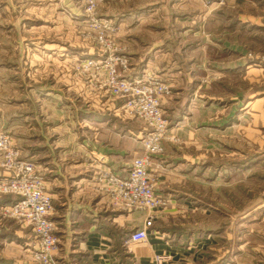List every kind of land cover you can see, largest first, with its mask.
<instances>
[{"label": "crops", "instance_id": "0c3cea01", "mask_svg": "<svg viewBox=\"0 0 264 264\" xmlns=\"http://www.w3.org/2000/svg\"><path fill=\"white\" fill-rule=\"evenodd\" d=\"M217 8L222 12L217 25V96L201 91L203 81L196 77L192 67L200 68L199 63L174 61L179 62L186 54L188 62H192L194 55L187 50L183 52L182 46L178 58L179 50L167 43L165 35L134 34L122 40L130 47L131 76L141 75L146 69L154 70L172 87V95L162 102L164 111L169 110L175 114V120L178 119L171 132L195 134L197 130L180 122L176 114L184 116L185 112L189 113L188 109L199 108L201 105L196 103L199 99L206 102L210 99L243 100L244 106L264 100V63L261 61L264 54V0H217ZM184 36L181 31L180 42ZM15 65L6 64L8 76H14ZM77 83L78 80L71 81L69 90ZM19 85L17 88L28 94L24 102L36 105L33 111L28 110L27 115H23L27 117L25 120L33 123L36 116L40 120L34 128L32 124L35 133L24 131L18 137L22 142L19 148L24 157L33 161L34 156L37 157L39 172L46 182L52 183V189L47 190L56 205V214L52 218L60 237V248L54 254L53 264H217L220 253H217L216 208L206 202L207 177L198 170L197 156L181 154V148L167 142L165 153L153 158L155 191L167 203L152 215L144 210L114 206L100 190L98 176L103 171L128 173L133 159L143 150V126L136 119L122 122L115 119L116 116L113 122V110L118 112L121 106L106 111H79L68 123L47 120V116L55 118L53 116L64 112L57 102L53 109L45 111V107H41L44 100L57 91L42 87L36 91L38 97L35 98L30 89ZM85 85L87 90L91 88L89 79ZM13 100L12 89L4 101L1 99L5 104L11 103L10 110ZM16 100L22 102L21 98ZM0 115L5 116L8 127L1 126L15 139L19 134L10 131L11 123L15 121L14 113L4 115L0 112ZM11 198L0 197V207ZM7 224V220L0 218V240L5 244L11 241L12 245L15 234ZM143 228L148 231V239L131 241V235ZM20 231L19 228L16 232ZM225 261L232 264V259ZM13 264L36 263L20 261Z\"/></svg>", "mask_w": 264, "mask_h": 264}, {"label": "rangeland", "instance_id": "374dc122", "mask_svg": "<svg viewBox=\"0 0 264 264\" xmlns=\"http://www.w3.org/2000/svg\"><path fill=\"white\" fill-rule=\"evenodd\" d=\"M86 6L87 0H0V112L14 113L10 131L19 134L13 139L18 148L22 143L18 137L24 131L35 133L32 130L40 121L37 116L33 123L25 120L26 111H33L36 105L24 102L28 94L17 88L19 84L30 89L35 98L38 97L36 91L42 87L57 91L41 105L46 111L53 109L55 102L60 103L64 112L53 116L55 118L45 116L54 122L68 123L70 118H76V112L113 110L123 103L121 98H110L101 87L105 71L77 68L90 56L98 62L97 58L104 55L95 40L97 32L87 16ZM221 8H217V0H102L95 14L102 19V28L114 42L116 52L128 55L130 47L122 41L127 40L128 35L152 32L165 35L167 43L179 50L178 58L183 46V52L187 50L194 55L192 62H188L186 54L179 62L174 61L199 63L200 68L192 67L196 77L203 81L201 91L217 96V25ZM181 31L185 38L180 42ZM263 57L264 54L261 56L264 63ZM130 62L132 64L131 58ZM7 63L16 64L13 77L7 75ZM131 71L130 67L129 73ZM88 79L92 86L87 90L84 87ZM75 80L79 83L71 85L69 90V83ZM262 86L264 89V82ZM11 89L12 110L9 109L11 103L1 101L9 96ZM172 91L171 87V93L165 98L171 96ZM16 98H21L22 102ZM233 102L199 99L196 102L201 105L199 108L188 109L189 113L185 112L184 116L177 113L180 122L197 131L193 136H188L187 131L170 132L173 139L165 141L163 154L166 143L173 142L181 148V154L198 157V170L207 177L206 202L216 208L217 253H220L217 264H227L226 258L232 259V264H264V100L247 106L243 105V100ZM113 113L112 119L116 116L115 119L122 122L135 120L122 110H113ZM165 115L171 131L178 119L175 120V114L169 110ZM1 125L8 127L5 116L0 115ZM34 158L37 163V157ZM46 188L52 189V183L46 182ZM51 214L52 217L56 214L55 202ZM0 218L7 220L8 228L15 234L12 245L11 241L5 244L0 240V264L20 261L40 264L33 253L37 241L32 229L5 217L1 211ZM19 228L22 231L17 233Z\"/></svg>", "mask_w": 264, "mask_h": 264}, {"label": "built area", "instance_id": "2783aa9c", "mask_svg": "<svg viewBox=\"0 0 264 264\" xmlns=\"http://www.w3.org/2000/svg\"><path fill=\"white\" fill-rule=\"evenodd\" d=\"M102 0H87L86 13L96 29V42L103 50L96 62L93 56L86 58L77 68L102 69L106 78L101 87L110 98H121V110L143 123L141 143L143 151L136 156L126 175L103 171L98 176L100 190L110 198L114 206L149 212L167 201L155 191L153 158L162 155L165 141L170 136V123L162 102L171 93V87L154 70L146 69L141 75L131 76L130 58L124 52H116L115 44L105 34L102 19L96 9ZM264 61V57L262 58ZM93 81L94 79H92ZM0 197L13 198L3 204L5 217L17 220L30 227L36 236L34 255L40 264H53L54 254L60 248L57 224L52 218L53 198L46 188V180L39 172L35 161L23 156L12 135L0 126ZM133 242L148 239L146 228L136 230L130 237Z\"/></svg>", "mask_w": 264, "mask_h": 264}]
</instances>
